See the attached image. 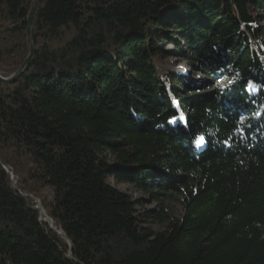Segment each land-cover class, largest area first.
<instances>
[{"label": "trees", "instance_id": "trees-1", "mask_svg": "<svg viewBox=\"0 0 264 264\" xmlns=\"http://www.w3.org/2000/svg\"><path fill=\"white\" fill-rule=\"evenodd\" d=\"M35 1L0 0L2 78ZM263 21L264 0H39L0 83V264H264ZM108 177L182 218L141 226Z\"/></svg>", "mask_w": 264, "mask_h": 264}, {"label": "rangeland", "instance_id": "rangeland-1", "mask_svg": "<svg viewBox=\"0 0 264 264\" xmlns=\"http://www.w3.org/2000/svg\"><path fill=\"white\" fill-rule=\"evenodd\" d=\"M260 25L264 26V21L260 23ZM164 47L167 51H173L172 46L164 44ZM170 63L174 65L173 66H167L165 67L167 71L169 72H178L182 76L186 77L188 80L199 83V84H205V83H211V80H209L204 74L198 73L194 74L193 71L189 68V66L186 64L185 61H181L176 57L169 58L168 60ZM216 85L222 86V82H216ZM105 157L107 161L114 163L115 157L106 153ZM106 182L113 186L114 188L118 189L121 192H124L128 194L135 202H136V210L137 213L144 214L145 212L150 213V220L146 222L144 218L141 220L140 223L141 226L149 227L155 232H161L164 230L166 224H160L156 222L155 218L158 214H161V208H163L165 215H167L170 218L175 219H181L183 216V207H182V200L183 198L175 197V198H167V197H159L160 203L155 202L151 195L146 192L139 191L134 186H131L129 184H119L117 181H115L113 178L108 177L106 179Z\"/></svg>", "mask_w": 264, "mask_h": 264}, {"label": "water", "instance_id": "water-1", "mask_svg": "<svg viewBox=\"0 0 264 264\" xmlns=\"http://www.w3.org/2000/svg\"><path fill=\"white\" fill-rule=\"evenodd\" d=\"M38 1L39 0L35 1L34 5L32 7V10L30 12L28 21H27V36H28V41H29V44H30V53H29L27 59L25 60L24 64L22 65V67L20 68V70L18 72L15 75L11 76L10 78H2V77H0V83L9 84V83L14 82L18 77H20L24 73V71L29 66L30 60H31V58L33 56V53H34V41H33V36H32V22H33L35 11H36L37 6H38ZM40 214L42 216H44V214H43V212L41 210H40ZM46 220L49 222V225H50L51 229L54 230L51 220L49 218H46Z\"/></svg>", "mask_w": 264, "mask_h": 264}, {"label": "snow or ice", "instance_id": "snow-or-ice-1", "mask_svg": "<svg viewBox=\"0 0 264 264\" xmlns=\"http://www.w3.org/2000/svg\"><path fill=\"white\" fill-rule=\"evenodd\" d=\"M202 140V138H200ZM198 143L200 142V140L197 141Z\"/></svg>", "mask_w": 264, "mask_h": 264}]
</instances>
